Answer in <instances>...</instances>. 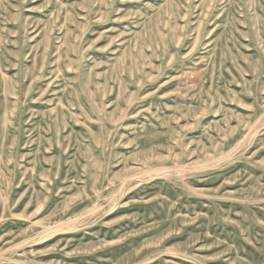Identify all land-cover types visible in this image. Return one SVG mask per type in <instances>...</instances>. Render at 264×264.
I'll return each mask as SVG.
<instances>
[{
    "label": "rangeland",
    "instance_id": "obj_1",
    "mask_svg": "<svg viewBox=\"0 0 264 264\" xmlns=\"http://www.w3.org/2000/svg\"><path fill=\"white\" fill-rule=\"evenodd\" d=\"M0 264H264V0H0Z\"/></svg>",
    "mask_w": 264,
    "mask_h": 264
}]
</instances>
